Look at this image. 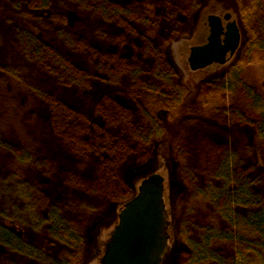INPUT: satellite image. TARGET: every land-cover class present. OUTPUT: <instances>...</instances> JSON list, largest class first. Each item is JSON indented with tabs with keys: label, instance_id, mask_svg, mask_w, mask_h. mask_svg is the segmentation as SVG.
I'll return each mask as SVG.
<instances>
[{
	"label": "trees",
	"instance_id": "1",
	"mask_svg": "<svg viewBox=\"0 0 264 264\" xmlns=\"http://www.w3.org/2000/svg\"><path fill=\"white\" fill-rule=\"evenodd\" d=\"M237 1L248 39L202 86L228 105L186 102L166 56L199 0H0V264H84L91 227L166 138L162 114L187 115L172 143L173 264H264V101L239 80L264 58V0ZM195 114L248 127L253 144L230 147Z\"/></svg>",
	"mask_w": 264,
	"mask_h": 264
},
{
	"label": "rangeland",
	"instance_id": "2",
	"mask_svg": "<svg viewBox=\"0 0 264 264\" xmlns=\"http://www.w3.org/2000/svg\"><path fill=\"white\" fill-rule=\"evenodd\" d=\"M147 1L148 4L154 8L151 2L152 0ZM226 12L232 15V19L236 20L241 33V42L238 50L224 65H212L203 70L191 71L187 62L189 48L194 45H201L205 43L209 32L206 21L207 15L216 14L222 16ZM242 20L237 0H199V5L192 13L190 24L185 28L183 35L176 39H172V41L166 45V56H169L170 64L174 68L178 81L186 91V102H194L197 97V100L200 98V103H202L209 97L218 103L227 102L228 105L230 104L231 100L229 93L225 95L210 93L208 96V93L206 94L202 86L205 82H211L212 80L220 81L222 78L226 79L227 73L236 64L238 57L241 56L242 49L248 39V31ZM125 55H127V53H125ZM239 78V80L244 83L258 98L264 101V58L262 60L258 58V62L244 66L240 72ZM161 116L167 127V136L154 148L152 156L133 170L130 175L129 182L132 187V197L137 190L139 182L144 177H147L152 173H160L164 176L167 220L166 234H168L169 240L166 253L161 264H173V254L176 248L177 240L172 205V191L175 183L176 167L172 154V143L187 115H179L174 119H169L167 114H162ZM188 117L200 119L208 123H214L219 128L226 131L227 135L230 137V139L227 138V142L230 147L235 144H238L240 147L253 144L254 134L252 130L248 127L230 128V125L227 124L230 120L226 116H218L217 119H212L203 115L195 114ZM262 153V160L264 163V150ZM122 204L123 203L113 207L108 216L97 220L91 227L89 241L90 246L84 264L100 263L105 250V245L109 241L110 235L118 222V212ZM13 226L14 225L11 227ZM13 228H11V232L14 231L17 235L26 239V230L22 228L19 229L18 226H16L17 231ZM4 251L8 252L0 247V255Z\"/></svg>",
	"mask_w": 264,
	"mask_h": 264
},
{
	"label": "water",
	"instance_id": "3",
	"mask_svg": "<svg viewBox=\"0 0 264 264\" xmlns=\"http://www.w3.org/2000/svg\"><path fill=\"white\" fill-rule=\"evenodd\" d=\"M206 21L209 32L205 43L189 48L191 71L226 64L240 46L241 33L230 13L209 14ZM166 225L165 178L152 173L120 207L99 264H161L169 240Z\"/></svg>",
	"mask_w": 264,
	"mask_h": 264
}]
</instances>
